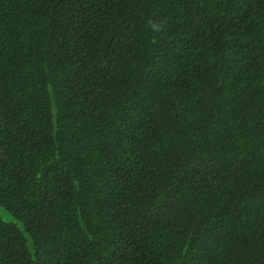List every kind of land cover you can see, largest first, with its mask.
<instances>
[{
	"label": "trees",
	"instance_id": "16d2710c",
	"mask_svg": "<svg viewBox=\"0 0 264 264\" xmlns=\"http://www.w3.org/2000/svg\"><path fill=\"white\" fill-rule=\"evenodd\" d=\"M0 264H264V0H0Z\"/></svg>",
	"mask_w": 264,
	"mask_h": 264
},
{
	"label": "rangeland",
	"instance_id": "374dc122",
	"mask_svg": "<svg viewBox=\"0 0 264 264\" xmlns=\"http://www.w3.org/2000/svg\"><path fill=\"white\" fill-rule=\"evenodd\" d=\"M0 216H2L7 221L15 220V217L4 207H0Z\"/></svg>",
	"mask_w": 264,
	"mask_h": 264
}]
</instances>
